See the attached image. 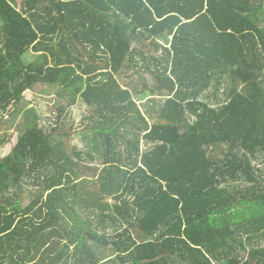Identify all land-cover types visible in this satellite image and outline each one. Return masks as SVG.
Returning a JSON list of instances; mask_svg holds the SVG:
<instances>
[{"label": "trees", "instance_id": "obj_1", "mask_svg": "<svg viewBox=\"0 0 264 264\" xmlns=\"http://www.w3.org/2000/svg\"><path fill=\"white\" fill-rule=\"evenodd\" d=\"M146 41L140 92L118 77ZM39 84L92 109L102 165L28 125L0 161V264H264V0H0V121Z\"/></svg>", "mask_w": 264, "mask_h": 264}, {"label": "rangeland", "instance_id": "obj_2", "mask_svg": "<svg viewBox=\"0 0 264 264\" xmlns=\"http://www.w3.org/2000/svg\"><path fill=\"white\" fill-rule=\"evenodd\" d=\"M144 44V47L140 46V43L133 45V62L130 65L131 69L118 77L123 86H128L140 92L144 90V84L148 85L147 88L149 89L154 86L153 75L143 68L145 65H149L150 62L147 61L148 59L143 60V57L146 55L143 56L142 52L147 54V56H154L157 54L149 47V41H146ZM161 54L162 51L160 52V56ZM151 67L154 69L155 65H151L150 68ZM210 92L214 94H210L214 99L213 101L209 100V102L214 104L217 97L215 98L216 95L212 92H215V89ZM222 92L223 89L220 90V96ZM147 94L150 93L147 92ZM206 96H208V94H206ZM136 98H140L138 104L141 106L143 112H153L151 110L154 109V105L151 101L147 102L149 99L143 100L144 98L142 96ZM91 115L92 109L88 107L81 98L73 103V96L70 92H63L56 86L44 84L37 85L33 90L26 92L24 103L20 108L14 110L13 114H10L5 117L4 120L0 121V161L11 153L23 130L26 129L28 125L33 126L36 122L39 128L47 132L52 131L53 128L59 127L58 132L67 136V144L70 149L76 147L79 151L91 153L94 159H91V161L87 163H83V167H85L84 170L87 172V176H94V170L102 165V158H100L96 150L93 149L95 135L92 133L91 122L89 121ZM149 121L150 124H153L156 120L155 118H149ZM99 142L98 140V147H100ZM218 151L217 149L216 153L219 155ZM261 163L264 168V161ZM257 164H260V161L255 162V165ZM27 183L24 189H22V194H19L22 207L30 205L41 190L40 186L34 183L33 179H31V183ZM247 185V182H243L241 184L237 183L234 186L243 188ZM261 249H264V241ZM105 253V251H102L99 254V257H101L104 262L108 260ZM106 254L108 256V253Z\"/></svg>", "mask_w": 264, "mask_h": 264}]
</instances>
